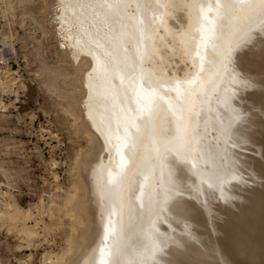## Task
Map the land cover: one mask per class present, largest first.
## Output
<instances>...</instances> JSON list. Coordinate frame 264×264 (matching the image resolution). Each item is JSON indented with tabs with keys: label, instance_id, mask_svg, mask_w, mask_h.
<instances>
[{
	"label": "snow or ice",
	"instance_id": "snow-or-ice-1",
	"mask_svg": "<svg viewBox=\"0 0 264 264\" xmlns=\"http://www.w3.org/2000/svg\"><path fill=\"white\" fill-rule=\"evenodd\" d=\"M181 7L191 11L192 23L172 39L192 71L164 77L155 70L154 19ZM59 10L64 22L79 26L78 46L94 49L91 118L109 152L95 180L105 223L88 264H159L152 218L161 196L174 190L161 182L163 154L193 160L202 153L215 163L208 170L193 163L196 175L210 187L219 180L223 164L208 138L207 116L237 48L252 39L254 26L264 33V0H60ZM165 120L170 133L160 131Z\"/></svg>",
	"mask_w": 264,
	"mask_h": 264
},
{
	"label": "bare ground",
	"instance_id": "bare-ground-1",
	"mask_svg": "<svg viewBox=\"0 0 264 264\" xmlns=\"http://www.w3.org/2000/svg\"><path fill=\"white\" fill-rule=\"evenodd\" d=\"M50 1L52 23L67 45L69 55L74 62L78 59L88 62L83 75L85 95L80 104L77 103L80 115H76L74 123L75 134L86 139L87 148L77 154L73 183L62 201V209L72 226L66 247L56 254L55 264H88L99 245L105 223L103 202L95 180L98 166L107 163L109 152L91 118L94 49L88 45L78 46L79 26L64 22L59 10L60 0ZM71 15L69 9V19ZM191 23L192 13L183 7L169 11L162 20L159 15L155 17L154 25L158 26L153 32L156 39L153 48L157 53L155 70L164 77H184L192 71L189 58L177 50L172 39V34L187 32ZM262 35L259 25L254 26L252 39L242 43L233 54L230 73L217 81L215 95L218 99L211 106V115L207 116V131L223 164L219 180L210 187L207 177L196 175L193 163L201 170H208L215 163L201 159L202 153L194 152L193 160L172 151L163 154L161 182L166 189L174 190L161 196L160 214L152 218L153 231L160 244L156 255L159 264H264ZM131 47L129 45L130 50ZM144 67L151 70L153 64L146 61ZM160 131L170 133L168 120L163 122ZM19 233L31 241L37 237V233L25 227ZM51 261L52 258L47 257L44 264H52Z\"/></svg>",
	"mask_w": 264,
	"mask_h": 264
},
{
	"label": "rangeland",
	"instance_id": "rangeland-1",
	"mask_svg": "<svg viewBox=\"0 0 264 264\" xmlns=\"http://www.w3.org/2000/svg\"><path fill=\"white\" fill-rule=\"evenodd\" d=\"M51 3L0 0V264H55L72 226L62 201L87 148L74 123L88 62L69 55Z\"/></svg>",
	"mask_w": 264,
	"mask_h": 264
},
{
	"label": "built area",
	"instance_id": "built-area-1",
	"mask_svg": "<svg viewBox=\"0 0 264 264\" xmlns=\"http://www.w3.org/2000/svg\"><path fill=\"white\" fill-rule=\"evenodd\" d=\"M6 55H7V48L5 47V45H1L0 46V66L1 65L5 66L7 64V63L5 64V61L7 60ZM2 58H3V60H2Z\"/></svg>",
	"mask_w": 264,
	"mask_h": 264
}]
</instances>
